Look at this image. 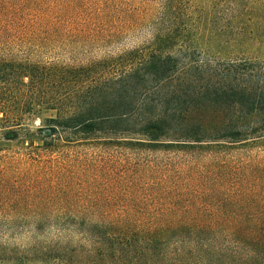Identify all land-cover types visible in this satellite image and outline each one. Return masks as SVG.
I'll return each mask as SVG.
<instances>
[{"label": "trees", "instance_id": "obj_1", "mask_svg": "<svg viewBox=\"0 0 264 264\" xmlns=\"http://www.w3.org/2000/svg\"><path fill=\"white\" fill-rule=\"evenodd\" d=\"M52 4L0 0V45ZM169 42L0 55V129L27 140L0 146V262L264 264V59L201 85Z\"/></svg>", "mask_w": 264, "mask_h": 264}, {"label": "rangeland", "instance_id": "obj_2", "mask_svg": "<svg viewBox=\"0 0 264 264\" xmlns=\"http://www.w3.org/2000/svg\"><path fill=\"white\" fill-rule=\"evenodd\" d=\"M43 1L53 3L58 13L30 19L0 45V55L77 65L151 47L157 37L171 35L173 42L168 45L187 50L183 62L190 65L201 85L209 79L217 81L242 61L264 59V0ZM40 124L38 117L26 122L32 133ZM26 141V137L7 140L0 129V146L20 148ZM55 234L47 231L38 239L44 241ZM14 242L23 248L34 240L22 234Z\"/></svg>", "mask_w": 264, "mask_h": 264}]
</instances>
